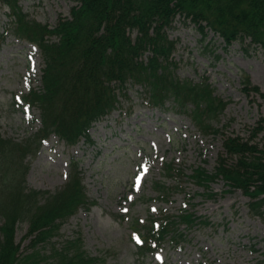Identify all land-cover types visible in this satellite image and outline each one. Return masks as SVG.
<instances>
[{"label": "rangeland", "instance_id": "rangeland-1", "mask_svg": "<svg viewBox=\"0 0 264 264\" xmlns=\"http://www.w3.org/2000/svg\"><path fill=\"white\" fill-rule=\"evenodd\" d=\"M18 3L29 19L52 27L78 0ZM8 12L7 7L0 8V136L19 141L40 126L39 109L20 97L40 86L43 61L37 43L36 47L13 34ZM167 32L176 41V75L195 82L206 77L215 94L226 101L212 123L216 132L202 135L187 113L177 112L173 101L164 108L152 107L142 88L128 86L119 107L90 128L93 144L82 139L68 146L52 134L35 154L28 155L26 187L55 191L67 181L71 160H78L86 194L96 203L62 222L51 244L59 248L65 240L79 236L89 255H106L97 264H264V205L262 215H254L249 198L240 189L227 191L222 178L205 188L189 177L198 167L214 171L227 135L247 138L259 129L254 141L264 146V121H260L264 117V49L249 39L228 45L181 15ZM245 77L250 82L247 90L243 89ZM166 163L178 167L179 173L167 175ZM157 181L164 184L162 194L167 193L168 199L157 198L160 192L152 184ZM161 210L192 211L209 224L183 228L185 241L180 245L166 242L155 253L139 257L129 220H143ZM27 228L23 222L15 233L22 250L29 242L24 238ZM49 248L43 250L49 253Z\"/></svg>", "mask_w": 264, "mask_h": 264}, {"label": "trees", "instance_id": "trees-1", "mask_svg": "<svg viewBox=\"0 0 264 264\" xmlns=\"http://www.w3.org/2000/svg\"><path fill=\"white\" fill-rule=\"evenodd\" d=\"M3 5L13 17V34L39 46L43 67L41 85L23 95L39 109L41 126L19 141L0 136V264L103 263L106 256L89 255L79 236L59 248L51 244L62 222L95 204L86 194L78 162L71 161L67 181L50 192L26 187V157L35 154L52 133L67 145L81 138L92 143L89 128L118 108L128 86L142 88L151 106L164 108L173 101L177 112L187 113L201 133H215L212 123L226 102L214 94L206 77L195 82L176 75V41L167 30L179 14L200 31H213L226 44L249 39L264 49V0H78L69 16H60L53 27L29 19L18 0H0V8ZM243 83L247 90L248 78ZM252 90L259 92L257 86ZM258 132L247 138L225 136L214 171L198 167L189 177L205 188L222 178L227 191L242 190L250 198L251 213L261 216L264 146L254 141ZM179 171L172 163L164 166L167 175ZM163 186L153 182L161 199H166ZM23 222L28 223L24 238L29 242L22 250L15 233ZM197 223L208 222L185 210L176 215L162 212L145 221L132 218L129 226L138 237L136 254L144 257L166 241L180 244L185 234L179 226ZM49 245L47 253L43 248Z\"/></svg>", "mask_w": 264, "mask_h": 264}, {"label": "snow or ice", "instance_id": "snow-or-ice-1", "mask_svg": "<svg viewBox=\"0 0 264 264\" xmlns=\"http://www.w3.org/2000/svg\"><path fill=\"white\" fill-rule=\"evenodd\" d=\"M139 180H140V177H137L136 178L137 185H139Z\"/></svg>", "mask_w": 264, "mask_h": 264}]
</instances>
